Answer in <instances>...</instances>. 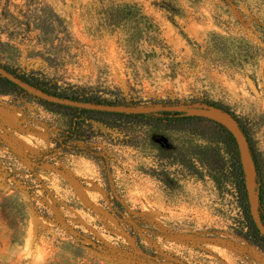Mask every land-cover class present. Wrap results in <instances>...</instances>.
Returning <instances> with one entry per match:
<instances>
[{
    "label": "rangeland",
    "instance_id": "obj_1",
    "mask_svg": "<svg viewBox=\"0 0 264 264\" xmlns=\"http://www.w3.org/2000/svg\"><path fill=\"white\" fill-rule=\"evenodd\" d=\"M0 64L110 100L221 104L264 183V0H0ZM33 95L0 94V264H264L205 138L169 131L194 167L116 136L62 149L65 117Z\"/></svg>",
    "mask_w": 264,
    "mask_h": 264
},
{
    "label": "trees",
    "instance_id": "obj_2",
    "mask_svg": "<svg viewBox=\"0 0 264 264\" xmlns=\"http://www.w3.org/2000/svg\"><path fill=\"white\" fill-rule=\"evenodd\" d=\"M0 66L19 82L47 95L91 104H141L134 101L106 99L88 92L84 86H75L61 90L56 83L52 84L50 81L39 78L33 73H28L17 68H10L3 64H0ZM11 93L33 95L17 81L0 73V94ZM33 96L49 111L62 114L65 117V126L61 129L57 141L62 149H66L65 145H68L70 142H85L92 136H116V140L122 144H128L134 147L141 145H144V147L148 146L157 150L160 158L171 159L183 165L194 167L193 163L186 164L185 155L180 151L178 143L172 140L169 131L182 130L191 135L205 138L207 143L204 146L198 147L208 152V155L216 157L220 162L221 169L224 168L225 177L232 179L251 233L256 242L264 249V237L256 228L249 211L245 172L241 161L239 143L232 130L221 121L203 114L188 113L183 110L161 109L151 112H123L64 104L47 100L37 95ZM195 102L217 107L229 113L237 123L246 141L248 152L253 163L258 211L264 223V183L262 182L258 156L246 126L227 107L221 104L198 100L187 103ZM172 104L177 103H163L161 105Z\"/></svg>",
    "mask_w": 264,
    "mask_h": 264
},
{
    "label": "water",
    "instance_id": "obj_3",
    "mask_svg": "<svg viewBox=\"0 0 264 264\" xmlns=\"http://www.w3.org/2000/svg\"><path fill=\"white\" fill-rule=\"evenodd\" d=\"M0 73L2 75L9 77L10 79H12L14 81H17L20 85L25 87L29 92L34 93V95L40 96V97L47 99V100H51V101H55V102H59V103H64V104H71V105L90 107V108H99V109H106V110H114V111H123V112H151V111H157V110H161V109L177 110V111H182V110L187 111L189 109H201V110L214 109V110H217L218 112H220L221 114L226 116L229 119V121H231L233 123V125L236 129V132L238 134L237 135L236 132H234V130L228 126L232 130V132L235 134L237 141L239 143V148H240V153H241V161H242L243 169L245 172V182H246L247 195H248V201H249L250 215H251L252 221L254 222L259 233L264 237V223H263L261 216L259 214V211H258L257 194L255 193L256 190H255V188H253V184H255V180H254L255 172H254L253 163H252L251 157H250L249 152H248L246 141H245L243 135L241 134V132L237 126V123L231 117V115L229 113L222 111L221 109H219L217 107L207 105V104H199L197 102H195V103H177V104H172V105H161V104H158V105L157 104H154V105H144V104H139V105H102V104H91V103L76 102V101H72L69 99L59 98V97L44 94V93L34 89L33 87H30L24 83H21L17 79L13 78L1 66H0ZM243 146L247 150V153L249 155V159H250L252 167H253L252 182H250V183L248 182V179H247L246 167H245V164H244V161L242 158ZM253 194L256 196L255 202L253 201Z\"/></svg>",
    "mask_w": 264,
    "mask_h": 264
},
{
    "label": "bare ground",
    "instance_id": "obj_4",
    "mask_svg": "<svg viewBox=\"0 0 264 264\" xmlns=\"http://www.w3.org/2000/svg\"><path fill=\"white\" fill-rule=\"evenodd\" d=\"M206 111V110H205ZM205 114H208L209 116H212V117H214V118H217V119H221V121L222 120H224V121H227L229 124H230V128H232L233 130H234V132H236V129H235V127H234V125H233V123L231 122V121H229V119L226 117V116H224L223 114H221L220 112H218L217 110H214V109H211V110H209V111H207V112H205ZM224 121H222L223 123H225ZM226 124V123H225ZM227 125V124H226ZM228 126V125H227ZM236 134H237V132H236ZM238 135V134H237ZM242 156H244L245 158H246V164L247 163H251V161H250V159H249V155H248V153H247V150H246V148L243 146V150H242ZM244 157H243V161H244ZM244 164H245V162H244ZM246 164H245V167H246ZM251 166H252V164H251ZM252 169H253V167H252ZM246 175H247V170H246ZM249 182V181H248Z\"/></svg>",
    "mask_w": 264,
    "mask_h": 264
}]
</instances>
